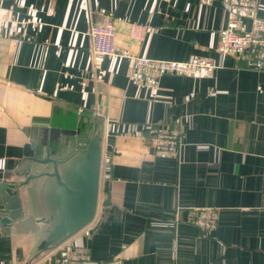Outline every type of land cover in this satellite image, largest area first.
<instances>
[{
	"label": "crops",
	"instance_id": "crops-1",
	"mask_svg": "<svg viewBox=\"0 0 264 264\" xmlns=\"http://www.w3.org/2000/svg\"><path fill=\"white\" fill-rule=\"evenodd\" d=\"M232 15L219 0H0V179L24 181L31 157L98 125V209L65 242L89 264H264V69L218 52ZM107 18L130 56L94 52L89 29ZM195 56L218 67L154 76L137 60ZM42 237L0 228V264H42Z\"/></svg>",
	"mask_w": 264,
	"mask_h": 264
},
{
	"label": "water",
	"instance_id": "water-1",
	"mask_svg": "<svg viewBox=\"0 0 264 264\" xmlns=\"http://www.w3.org/2000/svg\"><path fill=\"white\" fill-rule=\"evenodd\" d=\"M24 181L0 179V228L2 233L42 230L36 255L52 250L88 226L99 204L102 165V134L97 126L46 157L34 156L28 162ZM33 163L51 168L32 172ZM41 178L39 213L23 211L20 192L28 182ZM106 205L111 204L110 195Z\"/></svg>",
	"mask_w": 264,
	"mask_h": 264
},
{
	"label": "built area",
	"instance_id": "built-area-1",
	"mask_svg": "<svg viewBox=\"0 0 264 264\" xmlns=\"http://www.w3.org/2000/svg\"><path fill=\"white\" fill-rule=\"evenodd\" d=\"M233 13L227 25L220 30L218 52L223 56L228 53L248 54L252 65L264 69V17L256 14L258 0H219ZM249 19V24L245 21ZM95 53L102 55L130 56L129 51L121 49L116 43V32L110 18L94 23L89 29ZM139 67L147 74L161 76L169 72L193 74H211L218 67L209 57L195 56L188 60L154 59L139 57ZM215 212L201 210L196 222L203 226L213 225ZM66 242V241H65ZM62 243L49 250L42 264H89L91 252L83 245Z\"/></svg>",
	"mask_w": 264,
	"mask_h": 264
},
{
	"label": "flooded vegetation",
	"instance_id": "flooded-vegetation-1",
	"mask_svg": "<svg viewBox=\"0 0 264 264\" xmlns=\"http://www.w3.org/2000/svg\"><path fill=\"white\" fill-rule=\"evenodd\" d=\"M43 168L44 169H49V168H51V165L43 166ZM44 169L41 168L40 170H37L36 172L42 171ZM31 181H35V183H36L35 186H34L35 187V195H37L36 196V198H37L36 200L39 202L41 200V198L39 197V192H40V184L42 182V179L41 178H35V179L30 180L29 182H31Z\"/></svg>",
	"mask_w": 264,
	"mask_h": 264
}]
</instances>
